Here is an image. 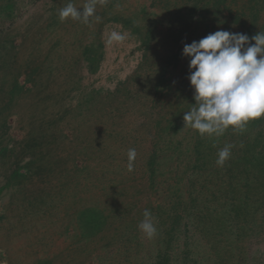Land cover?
Segmentation results:
<instances>
[{
  "label": "rangeland",
  "instance_id": "obj_1",
  "mask_svg": "<svg viewBox=\"0 0 264 264\" xmlns=\"http://www.w3.org/2000/svg\"><path fill=\"white\" fill-rule=\"evenodd\" d=\"M216 1L0 0V264H264V0Z\"/></svg>",
  "mask_w": 264,
  "mask_h": 264
},
{
  "label": "trees",
  "instance_id": "obj_2",
  "mask_svg": "<svg viewBox=\"0 0 264 264\" xmlns=\"http://www.w3.org/2000/svg\"><path fill=\"white\" fill-rule=\"evenodd\" d=\"M227 3H228V0H217L216 1V5L219 8H221L222 6H226L227 7ZM230 15H232V14H230ZM254 17L256 18L257 14H255ZM249 37L253 38L252 33H250L248 35V37L245 38L244 41H243L244 52H246L248 54L247 56L249 57L247 59L257 57V54L260 53V52L258 53V50H259L258 46L254 42H252V40ZM255 49H257V52H256ZM261 52L263 53L264 50L263 51L261 50ZM196 151H199L198 148H196ZM156 158H158L157 154H152V157L150 159L151 160L150 164H151V168H152V170H151L152 181H156V174H157V170H156V162H157V160H156ZM237 162L238 161L236 160L233 163H237ZM237 166L240 167V164H237ZM197 167H200L199 162L197 163ZM181 190L184 192L183 188ZM178 205H180V204H178ZM189 207L190 206L182 207L183 209H180V206L175 207L174 212L172 214L173 217H172V224H171V225H173L174 229L177 228V227H180L181 222H182L184 216L187 214ZM161 262H162V264H167L168 263L167 256H164L162 258Z\"/></svg>",
  "mask_w": 264,
  "mask_h": 264
}]
</instances>
